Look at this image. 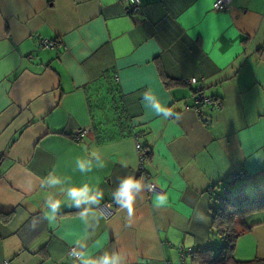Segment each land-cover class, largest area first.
<instances>
[{
  "label": "crops",
  "instance_id": "crops-1",
  "mask_svg": "<svg viewBox=\"0 0 264 264\" xmlns=\"http://www.w3.org/2000/svg\"><path fill=\"white\" fill-rule=\"evenodd\" d=\"M214 1L141 0L127 14L124 0H0V264H73L69 248L80 245L91 257L118 250L127 264H180L181 251L185 264H198L195 249L220 243L215 191L231 182L244 196L264 191V0H231L226 11ZM38 37L57 45L41 48ZM104 75L148 145L141 164L133 137L96 140L90 102L106 103L111 117L91 94ZM192 76L213 105L195 110L183 83ZM144 94L182 119L157 117ZM85 147L104 167L76 170L77 158H91ZM49 172L64 183L40 187ZM236 172L243 176L232 181ZM142 174L154 188L145 183L129 225L112 193ZM85 184L102 190L112 215L92 209L81 219L84 205L70 206L67 189ZM47 198L62 201L51 220ZM241 220L234 259L264 258V211Z\"/></svg>",
  "mask_w": 264,
  "mask_h": 264
},
{
  "label": "trees",
  "instance_id": "trees-1",
  "mask_svg": "<svg viewBox=\"0 0 264 264\" xmlns=\"http://www.w3.org/2000/svg\"><path fill=\"white\" fill-rule=\"evenodd\" d=\"M52 40L56 46V40ZM166 84H168L167 80ZM115 92L116 84L112 81V77L108 75H104L94 87L93 92H91L96 102L103 101L110 105L107 113L111 117L104 118V105L106 106V103H102L97 107L92 100L89 104L92 116V129L96 140L98 142H105L124 137H137L139 140V133L130 124L125 107L122 101L115 97ZM139 142L141 143L140 140ZM147 147L146 143H141L139 149L140 155L144 159H149L151 156ZM233 183L222 185L220 190L215 191V204L211 208V228L219 237L220 243L217 247L207 245L195 249L192 252V257L198 264H264V258L237 261L233 257L236 239L242 232L241 229H238V226H241L243 230L246 229L241 219L245 215L264 211V191H260L255 196H244L241 189L239 190L237 187L234 190L231 189Z\"/></svg>",
  "mask_w": 264,
  "mask_h": 264
},
{
  "label": "clouds",
  "instance_id": "clouds-1",
  "mask_svg": "<svg viewBox=\"0 0 264 264\" xmlns=\"http://www.w3.org/2000/svg\"><path fill=\"white\" fill-rule=\"evenodd\" d=\"M142 103L144 106L151 110L157 117L163 120L179 121L182 119V115L179 112H175L172 108L168 107L165 103L160 102L156 97L151 95H143ZM85 151L89 153L88 159L77 158L76 170L82 174L89 173L93 170V167H104V162L101 154L98 150H88L85 147ZM121 166L127 167V161L121 159ZM64 183L61 177L56 176L54 172H49L47 176L41 178L40 187H46L51 189L56 185ZM145 189V181L143 177L136 178L135 176L128 175L123 177L115 190L112 193V197L117 206L126 211L128 224L131 225L133 217L135 215L134 203L136 197ZM103 192L98 187L93 189L89 185L82 186L72 185L67 189V197L71 199V205L73 207H80L81 219L87 223L88 214L92 209H98L101 201L103 200ZM166 202V197L163 195H157V206L163 205ZM62 201L60 199L47 198L44 201L43 207L45 208V218L54 219L61 209ZM99 218H97L98 223ZM79 254L72 257L73 264H127V257L124 253L118 250L104 251L99 256L91 257L85 251H83V245L79 246ZM77 247L73 249L76 251ZM71 255V254H70Z\"/></svg>",
  "mask_w": 264,
  "mask_h": 264
},
{
  "label": "built area",
  "instance_id": "built-area-1",
  "mask_svg": "<svg viewBox=\"0 0 264 264\" xmlns=\"http://www.w3.org/2000/svg\"><path fill=\"white\" fill-rule=\"evenodd\" d=\"M125 1V10L127 14H132L135 12H138L141 7V0H124ZM231 6V0H215L213 3V8L219 11H226ZM37 45L41 48H54L55 44L54 41L51 38L48 37H38L37 39ZM183 83L187 86H190L193 88L194 91V101H195V110L199 111L201 109L202 105H213L214 100L210 95H207L204 91V87L202 84V80L197 77H188L183 80ZM76 135L80 136L83 130L81 128L77 129ZM135 139V146L139 150L141 143L139 142L137 137H134ZM144 158L140 155V164L143 162ZM243 176V173L236 172L232 174V181H236L237 179L241 178ZM142 177L145 180L146 188L148 192L154 188V184L151 181H148L145 179V175L142 174ZM225 193V191H223ZM98 210L100 212H103L105 217H108L114 213V210L110 208L107 204H100ZM74 247L69 248V253L72 256L78 255V251H73ZM181 257V263L185 264V253L184 251L180 252ZM167 264H174V263H167Z\"/></svg>",
  "mask_w": 264,
  "mask_h": 264
},
{
  "label": "rangeland",
  "instance_id": "rangeland-1",
  "mask_svg": "<svg viewBox=\"0 0 264 264\" xmlns=\"http://www.w3.org/2000/svg\"><path fill=\"white\" fill-rule=\"evenodd\" d=\"M237 184L239 185V183H237ZM235 186H236L235 183H233V185L231 186V189L233 190ZM238 224H240V223H238ZM238 227H240V229L242 230V227L241 226H238Z\"/></svg>",
  "mask_w": 264,
  "mask_h": 264
}]
</instances>
